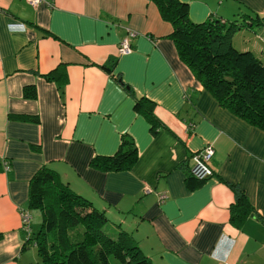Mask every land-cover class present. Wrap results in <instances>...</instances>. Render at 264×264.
I'll use <instances>...</instances> for the list:
<instances>
[{"label": "crops", "instance_id": "0c3cea01", "mask_svg": "<svg viewBox=\"0 0 264 264\" xmlns=\"http://www.w3.org/2000/svg\"><path fill=\"white\" fill-rule=\"evenodd\" d=\"M180 1L194 22L238 19L234 46L264 64V0ZM172 32L152 0H0V264H20L30 245L21 213L43 165L131 233L151 264H264V131L202 86ZM141 97L155 103V132L135 110ZM125 134L138 148L133 166L93 168ZM209 145L214 174L189 188L191 157ZM230 184L255 209L241 227Z\"/></svg>", "mask_w": 264, "mask_h": 264}, {"label": "trees", "instance_id": "16d2710c", "mask_svg": "<svg viewBox=\"0 0 264 264\" xmlns=\"http://www.w3.org/2000/svg\"><path fill=\"white\" fill-rule=\"evenodd\" d=\"M152 1L162 18L172 24L171 38L178 54L202 86L223 108L264 131V64L253 52L234 46L232 38L242 23L238 19L227 23L214 17L194 22L187 3ZM45 78L55 79L51 73ZM23 92L26 98L37 97L34 86H25ZM135 110L150 121L153 132L162 126L152 100L136 99ZM18 118L36 121L32 117ZM137 157L134 139L125 134L114 154L97 155L90 164L102 171H123L130 169ZM204 180L195 177L191 170L187 184L196 188ZM230 187L235 194L230 219L241 227L255 209L239 186ZM29 208L42 215L38 232L32 229L26 239L37 249L42 264H151L131 233L114 226L104 210L78 194L48 165L39 168L30 179Z\"/></svg>", "mask_w": 264, "mask_h": 264}, {"label": "built area", "instance_id": "2783aa9c", "mask_svg": "<svg viewBox=\"0 0 264 264\" xmlns=\"http://www.w3.org/2000/svg\"><path fill=\"white\" fill-rule=\"evenodd\" d=\"M29 4L33 6L40 5L43 0H27ZM24 25V24H23ZM132 34V35H131ZM136 36V31L131 32L126 39L122 41V45L120 47V52L122 54H127L132 51V46L130 44V38L131 36ZM214 148L209 145L206 148L194 153L192 155V161L193 165L191 167L192 173L195 177L198 179H206L214 174L213 170L209 167L208 161L213 156ZM7 163V162H6ZM8 163L6 165V168H8ZM166 197V194L163 193L160 195V200H164ZM22 218V230L26 233V238L28 239L32 232L31 227V221H32V215L29 213V211L25 210L21 213Z\"/></svg>", "mask_w": 264, "mask_h": 264}, {"label": "rangeland", "instance_id": "374dc122", "mask_svg": "<svg viewBox=\"0 0 264 264\" xmlns=\"http://www.w3.org/2000/svg\"><path fill=\"white\" fill-rule=\"evenodd\" d=\"M125 37L124 39H126ZM7 163L4 161V166L6 167ZM9 166V165H8ZM29 213L32 215V229L34 232H38L42 215L39 210L30 209ZM25 233V232H24ZM20 264H42L40 257L38 256L37 249L33 245H29L28 248L23 252L22 257L20 258Z\"/></svg>", "mask_w": 264, "mask_h": 264}]
</instances>
